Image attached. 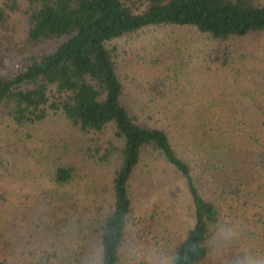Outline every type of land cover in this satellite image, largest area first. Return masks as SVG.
<instances>
[{"label": "rangeland", "instance_id": "1", "mask_svg": "<svg viewBox=\"0 0 264 264\" xmlns=\"http://www.w3.org/2000/svg\"><path fill=\"white\" fill-rule=\"evenodd\" d=\"M193 35L188 28L151 26L109 41L124 83L123 104L145 124L165 128L181 154L189 140L197 143L200 140L193 138L207 131V137L232 143L235 158H256L264 142L254 137L259 131L264 135V34L216 42L230 52L227 65L209 64L203 52L195 53L215 43ZM163 79L170 107L167 101L162 107L159 103L166 93L154 99L150 88L152 81ZM210 107L224 115L221 124H211ZM109 138L85 134L60 113L29 127L0 119V261L38 264L46 250L81 248L84 264H98L101 251L90 220L109 205L114 165L98 155L109 147ZM146 156L130 182L133 210L120 264H171L173 248L194 222L191 197L180 176L157 153ZM60 164L77 170L65 186L52 179ZM201 170L204 186L210 191L219 187L210 172ZM220 176L232 182L224 173ZM236 183L230 191L237 189ZM261 197L264 169L258 168L249 194L240 198L254 204ZM260 211L264 213L240 206L236 222L223 218L201 264H264ZM78 219L84 225L79 224L80 230L75 228ZM83 257L78 256L79 261Z\"/></svg>", "mask_w": 264, "mask_h": 264}, {"label": "trees", "instance_id": "2", "mask_svg": "<svg viewBox=\"0 0 264 264\" xmlns=\"http://www.w3.org/2000/svg\"><path fill=\"white\" fill-rule=\"evenodd\" d=\"M151 26L188 28L193 36L206 37L215 45L204 51L198 47L195 53L203 52L209 64L227 65L230 52L216 42L264 34V2L0 0V119L10 118L18 127H29L60 113L85 134L110 137L109 147L98 152L100 161L114 165L109 205L101 206L100 214L90 220L101 251L98 264H120L133 210L130 182L144 156L151 153L161 156L180 176L193 207V226L173 248L171 264L203 263L223 218L236 222L240 206L264 209V197L254 204L240 198V194H249L256 170L264 169V142L256 158L245 161L234 157L232 143L211 138L212 134L207 137L203 131L193 138L200 141L189 140L181 154L165 128L145 124L123 104L124 83L108 42ZM150 88L154 99L165 90L168 93L164 79L152 81ZM167 93L159 102L161 107L164 101L169 107L173 104ZM209 110L213 112L211 124H221L224 115ZM254 137L257 143L264 140L261 131ZM200 169L210 172L214 186L222 188L210 191L204 186ZM76 171L74 165L60 164L53 171V182L65 186ZM235 182L237 189L230 191ZM257 213L264 221V213ZM76 223L80 230L82 219ZM36 227H40L38 222ZM80 250H46L38 264H84Z\"/></svg>", "mask_w": 264, "mask_h": 264}]
</instances>
